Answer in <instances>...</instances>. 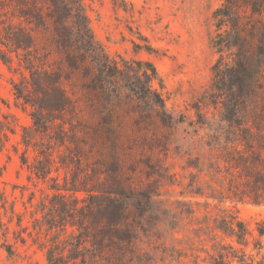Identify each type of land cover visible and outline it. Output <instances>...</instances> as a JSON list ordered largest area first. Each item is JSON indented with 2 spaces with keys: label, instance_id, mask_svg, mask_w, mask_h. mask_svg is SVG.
<instances>
[{
  "label": "trees",
  "instance_id": "1",
  "mask_svg": "<svg viewBox=\"0 0 264 264\" xmlns=\"http://www.w3.org/2000/svg\"><path fill=\"white\" fill-rule=\"evenodd\" d=\"M213 19L211 44L217 57L203 102L219 103V123L228 124L210 136L207 154L214 164L221 163L223 172L212 173L211 179L217 178L223 189L188 192L220 203L261 205L264 0H222ZM12 54L27 70V75L12 81V89L16 99L29 106L32 120L22 129L21 162L42 180L52 170H63L62 182L59 173L50 177V192L37 202L32 231H27L46 264H157L151 241L143 245L146 239L158 236V222L170 228L175 219L180 224L184 214L192 218L194 209L182 200L176 201L175 209L168 207L154 186L160 178L137 182L123 170L118 116L127 105L138 107L145 122L175 123L153 85L157 80L162 87L153 63L126 59L119 63L109 57L94 39L82 0H0V59L11 66ZM249 121L252 125H244ZM3 126L0 121V148ZM28 149L35 153L32 161ZM0 198L1 204L7 202L3 193ZM219 212L214 217L207 212L195 229L209 231L212 219L214 228L245 244L246 224L228 208ZM11 213L17 214L12 204ZM4 225L0 216V227ZM258 232L264 234V225ZM15 239L25 240L22 235ZM0 247L9 257L14 255L12 244L4 241ZM213 248L208 264H231L238 257L231 243L215 241ZM239 260L244 262L243 257Z\"/></svg>",
  "mask_w": 264,
  "mask_h": 264
},
{
  "label": "rangeland",
  "instance_id": "2",
  "mask_svg": "<svg viewBox=\"0 0 264 264\" xmlns=\"http://www.w3.org/2000/svg\"><path fill=\"white\" fill-rule=\"evenodd\" d=\"M82 2L94 39L109 57L119 63L121 59L153 63L162 87L157 80L153 85L161 91L168 111L175 117V123L170 126L145 122L138 113L139 108L131 105L118 116L123 134L122 144L117 147L124 158L123 170L137 182L147 183L160 178V182L154 181V186L158 185L159 198L168 207L175 209L176 201L182 200L190 202L194 209L192 218L184 214L181 223L175 219L170 228L167 223L158 222V236L146 239L143 245L151 241L150 251L157 264H208L211 261L209 255L215 253L213 244L220 240L231 243L238 252L231 264L263 262L264 234H259L258 226L264 225V204L230 200L220 203L188 192L189 189L207 192L212 188L223 189L217 178L211 179L212 173L217 176L223 172L219 171L221 163L214 164L207 154L210 136L220 128H227L228 124L219 123V103L203 102L212 79L211 67L217 57L211 44L215 34L213 11L222 0ZM12 55L11 66L0 59V121L4 125L0 193L7 200L1 204L0 198V216L5 224L0 227V243L12 244L14 255L9 257L0 247V264H46L43 251L27 231H32V215L37 202L50 192L53 183L50 177L59 173L62 182L63 170H52L50 177L42 180L32 175L21 162L24 151L22 129L31 125L32 120L29 106L17 100L12 89V81L27 75V70L18 65ZM244 125L250 126L252 122ZM26 154L32 161L35 156L32 149ZM205 201L211 205L206 207ZM11 204L17 214L11 213ZM221 208H228L246 224L249 233L245 244L235 242L214 228L212 219L209 231L195 229L204 223L207 212L212 217L218 216ZM19 218L21 221L17 224ZM17 235H22L24 242L15 239ZM242 257L243 263L239 260Z\"/></svg>",
  "mask_w": 264,
  "mask_h": 264
}]
</instances>
